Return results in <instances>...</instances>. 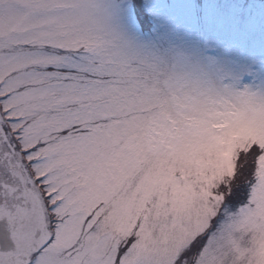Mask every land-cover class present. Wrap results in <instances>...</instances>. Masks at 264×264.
I'll return each mask as SVG.
<instances>
[{"label": "snow or ice", "instance_id": "snow-or-ice-1", "mask_svg": "<svg viewBox=\"0 0 264 264\" xmlns=\"http://www.w3.org/2000/svg\"><path fill=\"white\" fill-rule=\"evenodd\" d=\"M0 264H264V0H0Z\"/></svg>", "mask_w": 264, "mask_h": 264}]
</instances>
